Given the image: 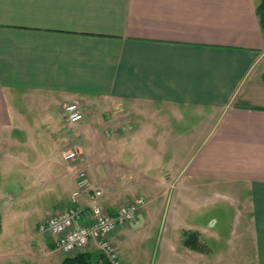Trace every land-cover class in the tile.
Listing matches in <instances>:
<instances>
[{
  "label": "crops",
  "instance_id": "obj_1",
  "mask_svg": "<svg viewBox=\"0 0 264 264\" xmlns=\"http://www.w3.org/2000/svg\"><path fill=\"white\" fill-rule=\"evenodd\" d=\"M260 3L0 0V264L70 256L28 226L41 234L69 206L81 171L109 211L146 201L110 237L119 253L140 218L161 229L166 200L158 264H209L183 233L219 243L217 222L197 220L217 207L232 218L220 264H264ZM70 103L84 114L73 126Z\"/></svg>",
  "mask_w": 264,
  "mask_h": 264
},
{
  "label": "built area",
  "instance_id": "obj_2",
  "mask_svg": "<svg viewBox=\"0 0 264 264\" xmlns=\"http://www.w3.org/2000/svg\"><path fill=\"white\" fill-rule=\"evenodd\" d=\"M63 110L68 125H75L84 118L77 103L66 105ZM74 158L75 154L64 157L65 160ZM85 195L88 197L86 205L82 203ZM101 198L102 191L92 186L86 172H80L77 189L70 197V205L49 217L41 225L40 231L54 237L55 249L64 254L83 251L93 244L109 264H124L109 237L134 221L145 202L142 198H137L111 213L103 207Z\"/></svg>",
  "mask_w": 264,
  "mask_h": 264
},
{
  "label": "rangeland",
  "instance_id": "obj_3",
  "mask_svg": "<svg viewBox=\"0 0 264 264\" xmlns=\"http://www.w3.org/2000/svg\"><path fill=\"white\" fill-rule=\"evenodd\" d=\"M50 157V155H49ZM51 162H48V164H51ZM83 203H86V201H83ZM169 211V202L167 203L166 200H163V225H161V229L157 228L153 222H149L145 225L144 220L140 218L139 222L136 226L133 228V234L128 237V241L124 243L122 246V249L120 253L122 255H127L133 260H140L136 264H158L159 262V256H160V231H162L166 226V217L168 219L170 218ZM205 211H202V213ZM197 220L198 221H204L207 218H213L212 221H216L213 225V228L210 226L211 224L207 225L208 229H214V231H217V235L221 238V241L219 243H213L210 240L208 242H202V247L200 249L204 250V253H209L208 259L209 264H220L221 262V253H223L224 246H226V243L229 242L231 238H229L230 232L229 229L231 226V214L225 211L224 209L217 207L213 209H208L206 212L200 217L199 214H197ZM138 216V215H137ZM143 217V216H142ZM137 218V217H136ZM152 219V218H150ZM35 220L34 218L31 220V222ZM34 222V221H33ZM32 222V223H33ZM29 230H32L33 234L42 235L39 234L37 231H35V225L28 226ZM228 234V238L226 239ZM43 237V236H42ZM206 238L204 236L203 240ZM225 242V245H224ZM8 244L10 246H14L15 243L8 241ZM16 244H19L18 242ZM211 250V251H210ZM212 253V254H211ZM78 254V253H77ZM101 259L98 257V260Z\"/></svg>",
  "mask_w": 264,
  "mask_h": 264
},
{
  "label": "trees",
  "instance_id": "obj_4",
  "mask_svg": "<svg viewBox=\"0 0 264 264\" xmlns=\"http://www.w3.org/2000/svg\"><path fill=\"white\" fill-rule=\"evenodd\" d=\"M257 15L261 23V27L264 29V0H261L260 5L257 8ZM184 245L191 248L200 250V246L197 244V239L194 233H183ZM102 264H108L103 257L100 256ZM62 264H92L91 256L88 253H78L72 257H67L64 259Z\"/></svg>",
  "mask_w": 264,
  "mask_h": 264
}]
</instances>
